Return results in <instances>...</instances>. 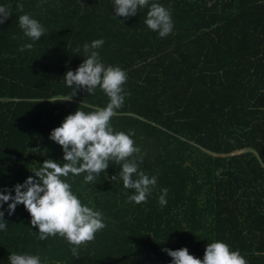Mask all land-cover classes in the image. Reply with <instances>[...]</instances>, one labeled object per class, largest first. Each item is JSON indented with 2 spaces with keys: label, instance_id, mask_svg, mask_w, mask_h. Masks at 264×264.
Returning a JSON list of instances; mask_svg holds the SVG:
<instances>
[{
  "label": "trees",
  "instance_id": "16d2710c",
  "mask_svg": "<svg viewBox=\"0 0 264 264\" xmlns=\"http://www.w3.org/2000/svg\"><path fill=\"white\" fill-rule=\"evenodd\" d=\"M153 2L171 14L173 30L164 38L144 23ZM0 6L10 11L0 24V193L14 196L15 185L35 179L46 159L63 164L51 131L78 109L109 103L99 87L88 94L64 80L86 59L83 45L96 39L104 41L96 49L101 62L127 74L111 126L134 132L140 153L129 159L142 156L139 170L157 178L137 204L128 201L133 190L124 188L115 161L92 183L86 173L62 177L106 225L79 246V258L59 235L39 240L22 204L9 215L3 203L0 264H10L12 252L38 255L41 264H172L163 249L186 247L202 260L215 241L247 264H264V0H149L127 19L116 16L114 0ZM23 14L46 29L38 41L20 28ZM28 43L33 47L21 51Z\"/></svg>",
  "mask_w": 264,
  "mask_h": 264
},
{
  "label": "clouds",
  "instance_id": "9594fccd",
  "mask_svg": "<svg viewBox=\"0 0 264 264\" xmlns=\"http://www.w3.org/2000/svg\"><path fill=\"white\" fill-rule=\"evenodd\" d=\"M146 6H149V0H114L116 16L125 19L135 16L139 8ZM23 8L22 3L17 4L19 11L23 12ZM9 17L8 7L0 6V24L5 23ZM144 23L149 29L158 32L161 38L169 35L174 26L170 12L156 2L150 4ZM19 26L24 35L33 41H38L46 31L30 14L19 16ZM103 44L102 39L85 43L83 52L86 59L75 71H67L64 80L68 87L83 88L88 94H93L99 87L109 98V103L106 107H96L90 112L78 109L74 114L67 115L62 124L51 131L49 138L62 147L63 164L46 159L33 172L35 179L29 176L23 184L15 185L14 196L11 193H0V207L7 203L9 215L15 212L17 205L22 204L31 216V225L39 229V240L59 235L74 245L71 251L76 258H79V246L94 240L95 234L106 225L102 213L83 205L72 192L71 185L62 177H68L70 173L74 176L86 173L84 182L92 183L109 167V161H115L121 164L122 170L118 176L122 179L124 188L133 190L128 201L137 204L146 202L150 187L157 180L156 176L149 178L144 171L139 170V165L143 162L142 156L129 159L133 154L140 153L131 138L134 132H114L111 126V118L116 114V109L121 108L124 103L123 85L127 74L118 66H105L101 62L96 49ZM32 47L33 44L28 43L20 50ZM76 51L79 52L80 49L77 48ZM111 179L115 181L117 176L113 175ZM162 193L159 204L165 206L167 189H163ZM3 217L4 212L0 211V230H7V222ZM163 251L172 258V264H247L238 250H230L221 241L207 244L202 260L191 255L186 247L178 250L165 248ZM8 259L10 264H41L38 255L28 253L12 252Z\"/></svg>",
  "mask_w": 264,
  "mask_h": 264
},
{
  "label": "rangeland",
  "instance_id": "374dc122",
  "mask_svg": "<svg viewBox=\"0 0 264 264\" xmlns=\"http://www.w3.org/2000/svg\"><path fill=\"white\" fill-rule=\"evenodd\" d=\"M245 151H246L245 149L241 150V151H235L234 153L230 154L229 156L234 155V154H240V153H243Z\"/></svg>",
  "mask_w": 264,
  "mask_h": 264
}]
</instances>
